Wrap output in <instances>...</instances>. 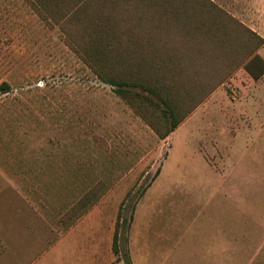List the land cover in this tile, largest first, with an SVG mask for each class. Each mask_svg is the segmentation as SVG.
I'll use <instances>...</instances> for the list:
<instances>
[{
	"label": "rangeland",
	"instance_id": "1",
	"mask_svg": "<svg viewBox=\"0 0 264 264\" xmlns=\"http://www.w3.org/2000/svg\"><path fill=\"white\" fill-rule=\"evenodd\" d=\"M65 2L0 0V86L9 87L4 94L0 91V239L10 253L30 247L29 264H39L59 233L78 218L67 213L91 190L98 188L95 194L100 196L114 188L113 197L126 191L123 216L129 217L131 205L160 169L169 144L165 177L177 174L179 182L192 179L191 195L197 190L202 193L200 183L206 178L188 174L201 168L186 145L200 130L194 121L201 119L191 118L188 129L160 140L114 88L102 82L96 68L66 44L57 22L71 5ZM210 2L251 31L256 23L264 22V0ZM238 37L245 43L241 33ZM170 41L164 46L178 52L191 44L196 52L201 51L198 68L201 65L202 70L197 69L201 73L196 77L203 84L200 94L234 69L242 51L231 43L222 49L216 44L183 41L179 32H173ZM248 80L240 67L216 90L238 100L243 87H252ZM207 118L218 121L213 112ZM218 125L222 130V123ZM241 196L252 201V191ZM206 212L211 211L194 199L189 212L195 223L192 233L203 231ZM218 216H223L226 231L235 229L241 240L252 239V224L229 204H224ZM6 255L0 264H9L13 254ZM56 255L47 264H57Z\"/></svg>",
	"mask_w": 264,
	"mask_h": 264
},
{
	"label": "crops",
	"instance_id": "2",
	"mask_svg": "<svg viewBox=\"0 0 264 264\" xmlns=\"http://www.w3.org/2000/svg\"><path fill=\"white\" fill-rule=\"evenodd\" d=\"M255 25L252 31L264 40V22ZM257 54L264 62V44ZM247 75L252 87H243L238 100L227 99L225 92L218 89L174 131L173 134L188 129L193 117L201 119L199 123L194 121L200 130L186 145L192 148L201 167L188 174L206 176L200 183L203 191L191 195L189 189L195 188L192 179L179 182L177 174L159 184L168 178L165 166L170 158L169 144L159 174L135 203L126 240L120 241L121 255H126L132 264H264V73L258 79ZM224 97L225 102H220ZM211 112L217 114L218 123L207 118ZM219 123L222 130L217 129ZM113 191L114 188L106 191L69 223L39 264H47L55 253L57 264H124L117 261L112 243L126 191L114 197ZM251 191L252 201L241 198V192ZM194 199L211 211L206 212L200 234L192 233L195 223L189 217ZM225 203L252 224V239L241 240V235L233 232L235 229L226 231L223 216H218ZM0 247V259L13 254L9 264H29L26 258L30 247L25 245L10 253L3 239Z\"/></svg>",
	"mask_w": 264,
	"mask_h": 264
},
{
	"label": "trees",
	"instance_id": "3",
	"mask_svg": "<svg viewBox=\"0 0 264 264\" xmlns=\"http://www.w3.org/2000/svg\"><path fill=\"white\" fill-rule=\"evenodd\" d=\"M65 1L71 5L57 22L66 44L96 68L102 82L114 88V93L133 108L160 140L168 138L231 72L243 67L254 79L264 73V62L257 54L264 40L210 0ZM173 32H179L183 41L216 44L222 49H228L231 43L242 50L238 53L240 60L228 75L218 77L200 94L203 84L196 77L201 73L197 69L202 70L201 65L198 68L201 51L196 52L192 44L180 47L181 52L165 47ZM8 90L6 84L0 86L3 94ZM158 174L159 169L151 182ZM98 190L89 191L67 215L75 219L84 214L101 197L95 194ZM126 201L118 211L112 250L117 261L132 264L120 251V241L126 240L135 208L134 203L125 218Z\"/></svg>",
	"mask_w": 264,
	"mask_h": 264
},
{
	"label": "built area",
	"instance_id": "4",
	"mask_svg": "<svg viewBox=\"0 0 264 264\" xmlns=\"http://www.w3.org/2000/svg\"><path fill=\"white\" fill-rule=\"evenodd\" d=\"M231 95L234 97L235 96V91H231Z\"/></svg>",
	"mask_w": 264,
	"mask_h": 264
}]
</instances>
